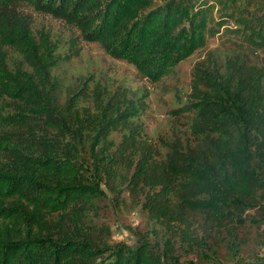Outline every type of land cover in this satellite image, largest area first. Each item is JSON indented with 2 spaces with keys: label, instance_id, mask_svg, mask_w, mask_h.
I'll list each match as a JSON object with an SVG mask.
<instances>
[{
  "label": "trees",
  "instance_id": "obj_1",
  "mask_svg": "<svg viewBox=\"0 0 264 264\" xmlns=\"http://www.w3.org/2000/svg\"><path fill=\"white\" fill-rule=\"evenodd\" d=\"M241 1L256 0H0V264H198L211 233L229 249L240 227L264 234L263 71L241 61L236 77L197 73V100L174 110L190 116L188 136L164 144L160 160L132 121L144 104L93 90L82 108L86 87L62 91L51 76L59 59L22 11L63 21L153 84L214 35L216 8ZM239 23L264 51V20ZM112 131L126 132L116 145ZM122 188L154 224L132 247L111 244L105 224Z\"/></svg>",
  "mask_w": 264,
  "mask_h": 264
},
{
  "label": "rangeland",
  "instance_id": "obj_2",
  "mask_svg": "<svg viewBox=\"0 0 264 264\" xmlns=\"http://www.w3.org/2000/svg\"><path fill=\"white\" fill-rule=\"evenodd\" d=\"M237 4L232 10L216 8L213 11L214 35L206 39L203 48L170 70L159 82L149 83L140 76L135 68L124 61L106 55L96 43L81 40L78 32L61 20L54 19L24 6L22 11L31 22V33L38 45L46 44L54 56L59 59L58 66L51 76L61 85L62 91L86 87L87 97L79 104L88 108L98 90L97 99L106 100L125 97L144 104V109L133 118L139 126L142 137L156 150L160 160L167 149L164 144L173 143L188 136L190 116H176L174 110L188 106L197 100L193 92L197 83V73H215L224 78L236 77L235 62L253 65L263 71L259 90L264 98V51L246 43L239 20L253 14L260 22L264 20V0H256L250 5ZM77 52V53H76ZM22 58L16 51H9V65L24 69ZM198 85V83H197ZM125 131H112L107 143L116 145ZM157 157V158H158ZM91 169V164L89 165ZM91 172V170H89ZM100 188L107 193L108 199L115 198L110 186L102 176L98 179ZM117 183V182H116ZM115 183V185H116ZM115 185L113 186L115 188ZM119 203H110L106 211L105 224L109 229L111 244L134 246L135 233L152 228L145 210L133 203V197L122 188L119 191ZM201 234V233H200ZM208 238L206 261L198 258V264H264V234L258 228L246 225L237 229L236 242L239 246L229 249L227 238L221 240L217 235Z\"/></svg>",
  "mask_w": 264,
  "mask_h": 264
}]
</instances>
